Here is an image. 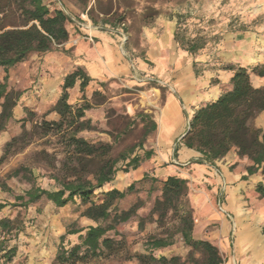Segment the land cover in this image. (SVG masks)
I'll return each instance as SVG.
<instances>
[{"label":"rangeland","instance_id":"374dc122","mask_svg":"<svg viewBox=\"0 0 264 264\" xmlns=\"http://www.w3.org/2000/svg\"><path fill=\"white\" fill-rule=\"evenodd\" d=\"M91 2H94L91 9L94 17H100L96 10L108 13L116 7L112 14L104 18L112 22L125 23L124 39L127 41L125 48L129 54H132L130 50L143 46L140 31L144 25L153 23L161 17L172 18L176 22L175 32L178 30L180 36L184 38V47L194 41L203 45L199 54L193 58L204 69L202 75L209 71L214 72L219 62H222V56L230 57L235 50L242 52L240 47L245 41L264 45V0H89L88 5ZM77 4L80 9L86 7L79 2ZM64 46L65 43L55 46L52 50L59 52L60 62L48 60L49 63L60 66L58 70L61 76L70 69V66H65V61L68 60L65 56L71 55V48L66 49ZM48 53L31 54L25 61L12 68L8 78L9 90L21 93L16 107L20 113L7 124L5 130L0 131V158L6 143L14 136L23 135V123L27 133L12 153L4 161H0V203L7 204L0 210V220L9 218L14 221L13 225L16 227L12 230H3L0 226L2 248L0 264H59L56 261V254L61 244L68 247L77 240V235H68L67 231L95 224L93 220L82 216L86 206L80 199L64 207H57L46 199H41L28 207L15 205L21 203L16 199L17 196L24 195L33 184L56 190L58 184L51 175L61 173L62 160L65 156L60 136L53 132L46 134L39 127L43 120L60 119V116L52 111L60 96L55 98L42 90L44 86L42 71L47 69L45 62ZM142 55L146 56V52L142 51ZM137 81L111 78L91 83L84 93L80 92V87L75 94L70 93L69 102L74 108L86 102L92 105L86 112V117L91 119L94 129L85 130L79 136L91 142H112L114 156L127 146L138 143L143 137L144 126L148 124L139 113L150 112L145 111V105H142L147 96L141 94V87ZM217 81V77L214 76L213 82ZM155 132L156 130L144 139L146 149L151 148ZM152 160L153 158L144 164L146 177L143 176L144 178L140 180L129 179L127 173L118 172L112 182L114 188L124 191L130 184L135 183L134 190L118 201V212L128 210L134 204H140V207L128 221L121 223L122 227L118 234L110 233V236L121 242L113 253L81 264H141L136 254L146 253L144 244L149 235H158L162 231L152 220L150 211L155 199L161 195L162 181L166 177L159 178L156 172L157 164L151 163ZM169 164L172 165L173 162ZM23 166L33 172L35 182L25 177L23 170L19 176L11 175L15 169ZM185 177L189 180V199L194 208L195 236L207 239L205 228L217 230L220 222L212 220L206 224L200 218L210 211L207 212L206 206L203 205L197 212L194 197L198 192L195 191L191 177L189 175ZM101 194L102 191L98 190L95 197L97 201L102 198ZM219 211L215 204L212 212ZM142 220H145L143 229L140 227ZM62 236H65L64 240ZM211 241L218 245L225 264L227 257L219 241L213 239ZM13 247L17 248V253L7 262L3 256ZM189 251L190 248L177 235L174 245L155 251V255L157 257L179 255L186 258Z\"/></svg>","mask_w":264,"mask_h":264},{"label":"trees","instance_id":"16d2710c","mask_svg":"<svg viewBox=\"0 0 264 264\" xmlns=\"http://www.w3.org/2000/svg\"><path fill=\"white\" fill-rule=\"evenodd\" d=\"M56 0H0V66L6 75L0 83V131L14 119L15 109L21 93L8 88L9 69L25 61L33 53H46L55 46L69 40L67 22L71 19L68 10L53 7ZM89 0H78L87 6ZM175 40L179 46L193 58L203 47L198 42H191L184 47L185 41L178 30ZM193 61L195 74L201 76L204 69ZM217 69L230 70L231 89L224 91L213 102L201 106L189 120L190 130L182 142L189 148L203 155V159L211 165L223 158L232 149L238 148L239 156H247L253 164L248 167V173H255L264 164V128L258 129L252 125V120L264 110V87H255L251 74L264 77V63L254 66H242L235 62H219ZM218 79V78H217ZM88 72L78 67L64 77L61 94L52 111L59 120H43L39 127L44 133L59 135L64 146V159L60 174L51 178L58 184L56 190L33 186L24 195L17 196L19 206L28 207L41 199L52 202L57 207H64L80 199L85 205L82 216L95 222L88 227L73 228L68 235H77V240L65 247L63 243L56 254L59 264L88 263L92 259L113 253L121 243L111 232L118 234L121 223L128 221L140 207L134 204L128 210L118 212L117 203L134 190L135 183L127 190L114 188L112 182L119 171L129 173L151 160L156 152L144 147V139L157 130L158 124L154 115L147 112L139 113L146 121L142 139L127 146L116 156L112 154V142H91L79 136L85 130L94 126L86 112L91 109V103L76 108L69 102L70 90L79 83L80 92L93 82ZM219 81V80H218ZM162 87V86H161ZM23 135L14 136L5 145L0 158L4 161L15 149V146L27 133L25 123L22 125ZM140 150L142 152H140ZM30 181L35 182L33 172L26 167H20L12 172L19 176L21 171ZM146 177V173L144 175ZM143 177V178H144ZM110 185V189L107 186ZM98 190L102 191L101 199L95 197ZM189 180L179 175H169L162 181L161 195L154 201L150 211L152 220L162 229L160 234H151L144 247L146 253L136 254L141 264H224L223 255L217 244L209 239L195 236L194 208L189 199ZM257 192L264 198V183L257 186ZM7 204L0 203V210ZM113 211L115 213L113 214ZM108 224H104V222ZM144 221L140 227L144 228ZM14 221L2 218L0 226L3 230H12ZM19 230V228H17ZM190 248L186 258L179 255L157 257L155 251L168 248L175 244L176 236ZM65 236H62L64 240ZM0 247V251H1ZM17 253V248L8 250L3 257L9 262Z\"/></svg>","mask_w":264,"mask_h":264},{"label":"crops","instance_id":"0c3cea01","mask_svg":"<svg viewBox=\"0 0 264 264\" xmlns=\"http://www.w3.org/2000/svg\"><path fill=\"white\" fill-rule=\"evenodd\" d=\"M77 3L78 0L55 1L54 7L64 6L71 14L67 22L70 37L64 46L71 48V55L65 56L68 59L65 66H70V69L65 75H59L60 66L48 62L49 59L60 62L59 52H49L45 62L47 69L42 71L43 92L58 98L64 77L78 67L88 72L93 84L111 78L129 82L138 80L141 94L147 96L142 105H145V111L154 115L158 124L151 140V148L156 152L151 163L157 164L159 178L169 175L191 177L198 192V195L194 194L197 212L203 205L207 212L210 211L200 218L206 224L212 220L220 222L217 230L205 228V238L219 241L227 257L225 264H264V198L257 192V186L264 183V164L249 174L248 167L253 162L247 156H239L238 148L234 146L211 165L200 152L179 141L195 111L231 89L233 72L216 68L214 72L197 76L193 57L175 40L176 22L172 18L161 17L144 25L140 31L143 46L130 50L132 54H129L125 48L127 41L123 44L125 23L104 18L116 7L108 13L96 10L103 17L100 18L91 14L94 2L84 9H80ZM240 49L242 52L235 50L230 57L222 56V62H235L242 66L264 63V45L245 41ZM235 54L240 55L235 57ZM5 75L4 68L0 66V83ZM214 76L219 81L213 82ZM251 81L255 87H264V77L251 74ZM78 90L79 83L70 93L75 94ZM19 113V108H16L15 115ZM252 125L264 128V110L252 120ZM145 167L127 173L128 178L142 179ZM110 187L108 185L107 189ZM215 204L219 212H212Z\"/></svg>","mask_w":264,"mask_h":264},{"label":"built area","instance_id":"2783aa9c","mask_svg":"<svg viewBox=\"0 0 264 264\" xmlns=\"http://www.w3.org/2000/svg\"><path fill=\"white\" fill-rule=\"evenodd\" d=\"M91 40H92V38H91ZM124 41H125V39H123V44H124ZM188 126H189V124H188ZM187 128H188V127H187ZM182 140H183V138H182V136H181V137L179 138V141H182ZM174 162L177 163L176 160H174Z\"/></svg>","mask_w":264,"mask_h":264},{"label":"water","instance_id":"95a60500","mask_svg":"<svg viewBox=\"0 0 264 264\" xmlns=\"http://www.w3.org/2000/svg\"><path fill=\"white\" fill-rule=\"evenodd\" d=\"M189 130H190V126H188L187 131L185 132V134L182 135V138L188 133Z\"/></svg>","mask_w":264,"mask_h":264}]
</instances>
